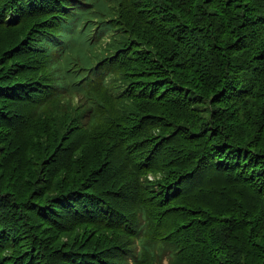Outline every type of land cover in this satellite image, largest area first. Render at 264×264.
I'll list each match as a JSON object with an SVG mask.
<instances>
[{"label":"trees","instance_id":"obj_1","mask_svg":"<svg viewBox=\"0 0 264 264\" xmlns=\"http://www.w3.org/2000/svg\"><path fill=\"white\" fill-rule=\"evenodd\" d=\"M0 264H264V0H0Z\"/></svg>","mask_w":264,"mask_h":264},{"label":"rangeland","instance_id":"obj_2","mask_svg":"<svg viewBox=\"0 0 264 264\" xmlns=\"http://www.w3.org/2000/svg\"><path fill=\"white\" fill-rule=\"evenodd\" d=\"M111 41H112V36L111 35L105 36V37H103V41L100 43V46L102 48H105L106 46H108L106 44L108 42H111ZM193 100H197V98H193ZM198 105H199V107H198L199 111L201 112L200 115L202 117L206 116L207 114L205 113V111L203 109L206 106L204 104H202V105L198 104ZM154 132H156V134L160 135L159 130H155ZM161 175H162L161 173H158L157 175L150 174V175H148L146 177V179L144 177L142 179L144 180L145 184L152 185L153 189H158L157 185H158V182H159V179H160Z\"/></svg>","mask_w":264,"mask_h":264},{"label":"clouds","instance_id":"obj_3","mask_svg":"<svg viewBox=\"0 0 264 264\" xmlns=\"http://www.w3.org/2000/svg\"><path fill=\"white\" fill-rule=\"evenodd\" d=\"M105 48H107V46L105 47ZM97 50H100V49H103L101 46H100V44H99V46L96 48Z\"/></svg>","mask_w":264,"mask_h":264}]
</instances>
